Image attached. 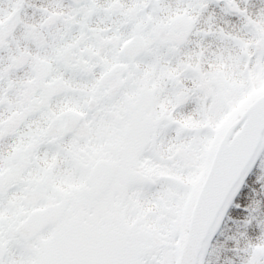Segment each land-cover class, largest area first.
<instances>
[{
    "label": "snow or ice",
    "instance_id": "1",
    "mask_svg": "<svg viewBox=\"0 0 264 264\" xmlns=\"http://www.w3.org/2000/svg\"><path fill=\"white\" fill-rule=\"evenodd\" d=\"M0 264H264V0H0Z\"/></svg>",
    "mask_w": 264,
    "mask_h": 264
}]
</instances>
